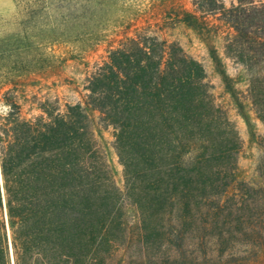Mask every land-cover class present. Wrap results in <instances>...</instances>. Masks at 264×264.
<instances>
[{"label":"trees","instance_id":"16d2710c","mask_svg":"<svg viewBox=\"0 0 264 264\" xmlns=\"http://www.w3.org/2000/svg\"><path fill=\"white\" fill-rule=\"evenodd\" d=\"M192 4L232 29L226 54L245 68L264 124V0ZM85 89L83 103L41 106L30 119L12 91L2 94L0 264H212L215 255L225 264L237 253L258 264L264 189L254 218L247 194L237 205L221 201L242 141L202 65L176 42L141 32L93 66ZM87 108L111 129L121 186ZM259 144L264 152V134Z\"/></svg>","mask_w":264,"mask_h":264},{"label":"rangeland","instance_id":"374dc122","mask_svg":"<svg viewBox=\"0 0 264 264\" xmlns=\"http://www.w3.org/2000/svg\"><path fill=\"white\" fill-rule=\"evenodd\" d=\"M192 1L0 0V100L5 91H12L25 119L42 114L41 106L62 110L67 103L86 100V79L93 66L102 64L108 51L126 37L146 32L176 42L202 65L215 102L226 111L242 141L235 181L221 201L228 197L229 205H237L238 195L247 194L254 218L261 214L255 200L263 198L264 189V152L259 144L264 124L248 98L245 68L226 54L232 29L219 14L194 13ZM220 1L226 7L235 2ZM0 112H6L2 104ZM86 112L111 177L121 186L122 167L112 147L111 129L99 127L96 111L87 108ZM242 256L237 253L225 264L255 260ZM210 258L212 264H224L220 256ZM256 260L264 264V254Z\"/></svg>","mask_w":264,"mask_h":264}]
</instances>
